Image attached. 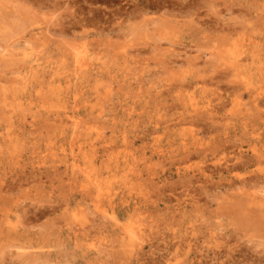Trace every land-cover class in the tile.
<instances>
[{
    "label": "rangeland",
    "instance_id": "obj_1",
    "mask_svg": "<svg viewBox=\"0 0 264 264\" xmlns=\"http://www.w3.org/2000/svg\"><path fill=\"white\" fill-rule=\"evenodd\" d=\"M0 264H264V0H0Z\"/></svg>",
    "mask_w": 264,
    "mask_h": 264
},
{
    "label": "bare ground",
    "instance_id": "obj_2",
    "mask_svg": "<svg viewBox=\"0 0 264 264\" xmlns=\"http://www.w3.org/2000/svg\"><path fill=\"white\" fill-rule=\"evenodd\" d=\"M191 1V0H190ZM198 2V1H197ZM199 4V3H198ZM203 4H204V2H203ZM205 5V4H204ZM187 6V5H186ZM202 6V5H201ZM186 8V7H185ZM184 9V8H183ZM201 9V8H200ZM186 12V11H185ZM183 14V13H182ZM197 18V17H196ZM232 19V18H231ZM214 21V20H213ZM197 22H198V20H197ZM176 25V24H175ZM207 27V26H206ZM198 30V29H197ZM201 34V33H200ZM208 40V39H207ZM213 44V43H212ZM232 66V65H231ZM251 200V199H250ZM259 205V204H258ZM251 207V206H250ZM114 218V217H113ZM120 234V233H119Z\"/></svg>",
    "mask_w": 264,
    "mask_h": 264
}]
</instances>
